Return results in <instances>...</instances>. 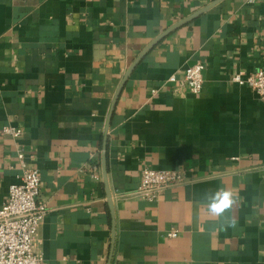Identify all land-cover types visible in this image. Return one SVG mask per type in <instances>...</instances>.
Instances as JSON below:
<instances>
[{"label":"crops","instance_id":"0c3cea01","mask_svg":"<svg viewBox=\"0 0 264 264\" xmlns=\"http://www.w3.org/2000/svg\"><path fill=\"white\" fill-rule=\"evenodd\" d=\"M214 1L0 0V207L23 149L42 264H264V103L233 81L262 66L264 0L191 18ZM198 61L200 93L168 81ZM145 168L187 181L145 199ZM220 190L235 202L216 217Z\"/></svg>","mask_w":264,"mask_h":264},{"label":"built area","instance_id":"2783aa9c","mask_svg":"<svg viewBox=\"0 0 264 264\" xmlns=\"http://www.w3.org/2000/svg\"><path fill=\"white\" fill-rule=\"evenodd\" d=\"M204 70V63L198 61L186 68L183 77L172 75L168 81L186 86L192 93L198 94L204 86ZM233 81L249 86L264 103V51L262 66L257 71L246 75L243 72L237 73ZM1 133L18 137L22 129L4 125ZM17 158L22 165L23 174L18 183L11 185L8 197L0 207V264H42L43 256L36 250V241L40 225L49 210L41 198L38 169L28 164L25 150L19 149ZM186 181V173L182 170L145 168L141 173L137 194L153 200L165 188L181 185ZM177 235L178 230L169 233L171 237Z\"/></svg>","mask_w":264,"mask_h":264},{"label":"clouds","instance_id":"9594fccd","mask_svg":"<svg viewBox=\"0 0 264 264\" xmlns=\"http://www.w3.org/2000/svg\"><path fill=\"white\" fill-rule=\"evenodd\" d=\"M233 194L226 190H220L213 196L208 204L209 212L216 217L222 216L226 210H229L234 203ZM235 221L228 218L225 221V228L235 227Z\"/></svg>","mask_w":264,"mask_h":264},{"label":"water","instance_id":"95a60500","mask_svg":"<svg viewBox=\"0 0 264 264\" xmlns=\"http://www.w3.org/2000/svg\"><path fill=\"white\" fill-rule=\"evenodd\" d=\"M220 1H222V0H216V1H214L212 4L207 5L206 7L202 8L200 11H198L197 13H195L191 18L196 17V16L200 15L201 13H203V12L209 10V9L212 8L214 5H216L217 3H219ZM191 18H190V19H191ZM187 20H189V19H186V20H184L183 22H186ZM162 37H163V36H162ZM162 37H159L156 41H159ZM156 41H155V42H156ZM155 42H154V43H155ZM154 43H153V44H154ZM145 52H146V51H145ZM145 52H144V53H145ZM141 58H142V56H140V57L135 61V63H134L133 66L131 67V69L128 71V75H129L130 72L133 70V68L136 66V64L141 60Z\"/></svg>","mask_w":264,"mask_h":264}]
</instances>
